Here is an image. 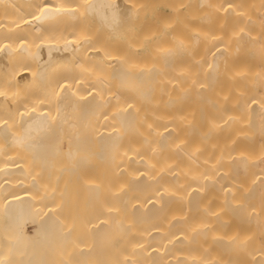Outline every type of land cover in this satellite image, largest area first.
I'll list each match as a JSON object with an SVG mask.
<instances>
[{
	"label": "bare ground",
	"instance_id": "6f19581e",
	"mask_svg": "<svg viewBox=\"0 0 264 264\" xmlns=\"http://www.w3.org/2000/svg\"><path fill=\"white\" fill-rule=\"evenodd\" d=\"M263 29L264 0H0V264H264V103L253 157L186 111L249 44L261 75Z\"/></svg>",
	"mask_w": 264,
	"mask_h": 264
},
{
	"label": "rangeland",
	"instance_id": "374dc122",
	"mask_svg": "<svg viewBox=\"0 0 264 264\" xmlns=\"http://www.w3.org/2000/svg\"><path fill=\"white\" fill-rule=\"evenodd\" d=\"M179 10L181 12L180 14L182 15L183 20L181 19L180 22V18H177L176 22L179 21V23L183 24L179 26V23H177L178 26L176 28L180 27L179 31L181 36L188 40L191 37L193 31L196 30V28H201V25L198 27L195 26V28L193 27V24L200 22V17L204 12H206L207 9L205 8V10H198L195 7L190 9L187 8L186 5L184 6V4H182ZM190 24L192 25V27H189ZM254 31L255 33H253V35H258L259 30L257 32L256 28L254 27ZM254 50L255 47H251V44L247 45L242 49V52L237 57L235 56L234 61L232 62L234 64L232 66L234 69H237L238 67H247L249 69H252L251 72L244 75V77L220 80V84L209 93L213 98L219 101V108L217 110L215 109L209 111L207 115L202 119L192 116L191 112L188 111L190 109L186 110L189 120L193 121L198 127H201L203 130H212L211 135L206 139L205 142L207 151L212 155L216 153L222 142H224L226 139H234L236 141L238 146H235L234 148L240 149L241 147L239 146H243L244 149H242V151H239L244 153L245 155L253 157L257 152V149L255 148V142L257 138L256 136L252 135L253 131L251 125L249 124V113L242 112L239 107V103L241 101L250 98H252L253 100H262V102L264 103V64L263 68L260 70L261 75L258 78L252 76L253 70L255 72L257 66L256 57L258 52ZM186 57L187 56H181L179 65L188 62V58ZM184 60L186 61L185 63ZM204 82L205 81L202 80V83ZM176 93L179 92L176 91ZM187 100L188 98H185V101ZM233 111H238L241 122L239 126L233 128V130H230V132L228 133V128L224 127L221 122H219V119L225 113L232 114ZM195 136V134H193V136L191 137L185 135L187 144H193L196 138ZM260 138L261 140H264V134H262ZM231 152V155L237 154V151L233 150Z\"/></svg>",
	"mask_w": 264,
	"mask_h": 264
}]
</instances>
